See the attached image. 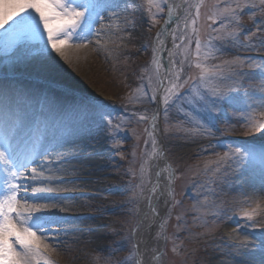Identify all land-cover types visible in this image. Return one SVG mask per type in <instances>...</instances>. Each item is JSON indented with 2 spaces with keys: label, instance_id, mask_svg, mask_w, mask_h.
<instances>
[{
  "label": "rangeland",
  "instance_id": "obj_1",
  "mask_svg": "<svg viewBox=\"0 0 264 264\" xmlns=\"http://www.w3.org/2000/svg\"><path fill=\"white\" fill-rule=\"evenodd\" d=\"M98 2L119 7L104 11L103 22L97 20L93 33H85L87 46L73 41L81 46L69 53L68 60L50 49L43 55L34 50L18 53L14 64L33 67L20 74L5 70L0 54V89L18 82V88L9 90L25 94L31 110H43L50 119L51 107L56 115L62 111L66 122L75 114L76 134L67 137L65 131L55 130L62 147L29 164L42 171V176L34 181L31 170L22 169L27 180L19 196L29 193L24 198L29 204H55L49 211L67 221L44 232V242L56 248L49 253L55 264L137 261L133 229L140 194L149 181L144 165L152 147L150 123L161 84L155 36L169 0H154L160 7L150 6L148 0ZM225 7L234 8L235 13L219 15ZM112 12L117 15L109 20ZM183 12L172 38L174 71L164 84L177 74L180 83H187L159 112L174 178L166 223L159 233L157 264H198L208 246L220 240L235 241L225 234L226 224L241 231L254 225L264 235V173L239 158H224L226 152L231 156L234 148L246 143H264V134L249 131L244 119L264 120V67H257L264 66V3L187 0ZM202 70L208 73L205 82L200 81ZM19 80L29 85L27 93L20 89L24 85ZM193 83L206 92L209 101L216 100L210 113L207 105L188 102ZM211 89H219L222 98L213 97ZM51 90L69 98L59 111ZM209 116L214 118L210 129ZM92 159L102 173L79 174L72 165ZM33 189L38 190L36 197Z\"/></svg>",
  "mask_w": 264,
  "mask_h": 264
},
{
  "label": "snow or ice",
  "instance_id": "obj_2",
  "mask_svg": "<svg viewBox=\"0 0 264 264\" xmlns=\"http://www.w3.org/2000/svg\"><path fill=\"white\" fill-rule=\"evenodd\" d=\"M148 3L150 6L160 7L154 0H148ZM112 7L119 6L102 4L98 0H0V54L11 57L18 53L31 54L34 50L35 53L43 55L50 49L68 60L69 53L81 46L74 44L73 41L83 42L86 39L85 33L92 34V25L97 20L103 22L105 17L102 13ZM236 8H240V5L237 4ZM169 11L171 12V7ZM234 13V8L225 7L219 15ZM116 15L112 12L108 19L111 20ZM159 35L160 33L157 34V38ZM84 46L87 45L84 44ZM200 49L201 43L197 38V56L200 54ZM196 67L202 66L197 64ZM257 67L264 66L257 65ZM208 78L207 71L202 70L200 81L205 82ZM261 78L264 80V71L261 72ZM185 83L187 81L180 83V77L177 74L175 82L164 97L166 105L173 96L180 94L178 90L183 88ZM210 91L211 95L217 99L223 96L219 89ZM189 96L190 104L207 105L206 111L209 113L216 107V100L209 101L206 92L201 91L195 83L190 85ZM261 106L264 107V104ZM66 119L63 113L51 119L44 114L43 110L36 113L17 93L8 88L0 89V172L5 174V178L0 181V264H34V262L39 264L40 261H43V264H55L49 253L55 252L56 248L44 242L47 239L44 232L52 225L59 228L67 221L49 211L57 207L55 204L36 205L29 204L26 199L21 201L19 193L22 185L18 181L24 176L22 169L26 170L29 164L34 163L38 157L47 156L53 149V145L44 143L47 138L46 133L49 129L54 132L57 129L67 130ZM244 119L249 131L264 134V120L253 116H246ZM213 120L214 118L209 116V129L212 127ZM111 123L112 121L108 119V124L111 125ZM57 145L62 147L58 141ZM232 157L239 158L248 165L258 166L261 173H264V143L258 145L246 143L243 147L234 148L231 156L228 152L224 154V158ZM42 174L37 167L31 168L32 180L39 179ZM171 180L170 175L169 185ZM155 191L156 188H152V192L155 193ZM37 192V189H33L34 197L37 196ZM40 198L50 199V197ZM38 232L40 235H37ZM135 233L134 228L133 236ZM142 242L133 243L134 255H142L139 249ZM253 247L255 245L249 244L247 240L236 245L233 264H252L246 257L249 255L248 249ZM260 248V264H264V243L260 245ZM119 250L121 249H116V251ZM152 251L156 252V249L153 248ZM153 258L159 259L160 254L157 253ZM127 259L125 258L120 264H127ZM136 264H141V261L137 260Z\"/></svg>",
  "mask_w": 264,
  "mask_h": 264
},
{
  "label": "bare ground",
  "instance_id": "obj_3",
  "mask_svg": "<svg viewBox=\"0 0 264 264\" xmlns=\"http://www.w3.org/2000/svg\"><path fill=\"white\" fill-rule=\"evenodd\" d=\"M187 0H173L171 3V12L168 10V18L165 20L164 26V34L159 38L156 39L155 42V50H156V57H157V67L159 70V75L161 78V81L163 82L162 88L155 96V104H157V108H162L164 104V97L167 95V90L171 88L172 83L176 80V75H174L175 79L173 81L167 82V84H164V80L166 78H169L174 69V57H173V32L177 28L178 23L180 19L182 18L184 6ZM185 20H182V23H184ZM86 37V34H85ZM85 41V40H84ZM84 41L81 42V45H84ZM13 57H5L3 58V68L5 70H11L15 73L24 74L29 73V70H33L32 68H29L27 65L21 66L20 64H14L13 63ZM21 85V90L27 93V82H24L22 80H19ZM17 83V84H16ZM14 84L3 86L4 88H12L17 87L18 88V82ZM29 86V85H28ZM26 87V88H25ZM51 92L56 96L57 103H56V110L65 107L67 103H69V98L64 97L62 93L56 92L51 90ZM23 98V93H18ZM160 107V108H159ZM157 108H156V114H157ZM161 110V109H160ZM54 107H51L49 109V114L53 117L56 116L54 113ZM63 113L62 111L59 112ZM76 118L75 114L70 116L68 118L67 124V130H65L66 136L69 137L71 135L76 134ZM42 130V129H41ZM161 135V131L159 129L158 125V118L157 116L152 119V123L150 126V138L152 141V147L151 151L149 153V156L147 158V161L145 163V172L148 173L149 181L148 184L144 187V189L141 191L139 204H138V211H137V219H136V233L134 235V242L136 241H143L139 245L140 253L142 255L137 254V259L141 261V264H157L156 259L153 257L158 253L159 248L161 246V240L159 237V233L162 229L161 225L166 220V216L168 214V207L170 204V197H169V190L163 186L162 184L167 179L169 172V176L171 175L172 180L174 178V172L171 167H169V164H166L165 162V155H166V142L164 141V146L162 150H159L157 148L158 138ZM46 140L44 141L45 144L53 145V149L49 151L50 155L54 154L57 150L60 149V146L57 145L58 138L60 137V133H53L51 129L48 130L46 133ZM63 138V137H62ZM163 138V136H162ZM61 140V138H60ZM153 141H155V144H153ZM56 142V144H55ZM61 142V141H60ZM98 143V142H97ZM55 144V146H54ZM59 144V143H58ZM96 149H99V146L96 147ZM95 149V150H96ZM94 150V149H93ZM164 152V155L162 153ZM48 156V154H47ZM45 157V156H41ZM40 158V157H38ZM167 158V155H166ZM37 161V159L35 160ZM83 162V163H82ZM82 162H76L73 163V166L77 167V172L79 174H88L91 176H95L97 174L102 173V169L100 167V164L97 163L96 160H90L87 163ZM99 162V161H98ZM161 162V163H160ZM79 163V164H78ZM157 163H160L161 169V185H160V195H156L155 193L152 194L151 191V185L152 180L154 177V172L157 167ZM171 166V165H170ZM32 165H28L27 171L31 170ZM24 171V170H22ZM5 178V174L0 172V181H2ZM26 177H21L19 179V183L23 186L24 182L26 181ZM171 180V181H172ZM72 181L69 183L71 184ZM264 186V183L261 184ZM25 186V185H24ZM172 189V186L171 188ZM264 197V192L261 193ZM29 195V193L23 192V197L26 198ZM22 197H20L21 199ZM22 198L21 201L24 200ZM153 208H155V212H153ZM239 228H241L239 226ZM47 229V228H46ZM264 230V228H263ZM224 232L227 235V237L231 239H235L232 243H227L226 240H220L217 245L213 244L211 246H208L206 248V251L204 250L198 260V264H233L234 259V253L236 251V245L241 243L242 241L247 240L249 244L255 245V247L248 249L249 255L246 257V259L252 264H260L261 261V248L259 247V243L256 242H262L264 243V235L261 234L262 230L259 227H256L254 225H247L246 228H244V231L241 230H235L230 224H226L224 226ZM99 237V236H97ZM97 239V238H96ZM156 249V252H153L152 249ZM259 248V249H258Z\"/></svg>",
  "mask_w": 264,
  "mask_h": 264
},
{
  "label": "water",
  "instance_id": "obj_4",
  "mask_svg": "<svg viewBox=\"0 0 264 264\" xmlns=\"http://www.w3.org/2000/svg\"><path fill=\"white\" fill-rule=\"evenodd\" d=\"M161 88H162V85H160L158 92L160 91ZM156 105L157 104H155V109H154V113H153L152 119L157 116L158 121H159V112H160L161 108L159 107L160 109H158L157 108L158 105L157 106ZM156 108H157V111H158L157 114L155 112ZM152 119H151V123H152ZM151 123H150V126H151ZM158 125H159V122H158ZM159 129H160V125H159ZM163 146H164V140L162 138V135H160L159 138H158L157 148H159V150H162ZM162 155H164V152L162 153ZM164 157H165L166 164H169L168 159L166 158V155ZM160 163H157V167H156V170L154 172V177H153L152 185H151L152 186L151 187V191H152V188H156V191H155L156 195H160L161 194L160 193V185H161V169H162V167H160ZM167 175H168V177H167V179L165 180V182L162 185L165 186L170 192L171 191L170 188L172 186V181H171V184L169 185V172L167 173ZM152 194H154V193L152 192ZM170 196L171 195H169V197Z\"/></svg>",
  "mask_w": 264,
  "mask_h": 264
}]
</instances>
